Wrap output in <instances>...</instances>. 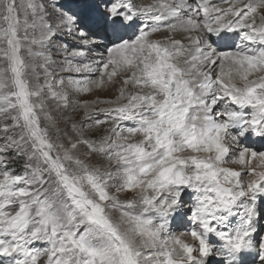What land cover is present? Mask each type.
<instances>
[{
	"label": "snow or ice",
	"instance_id": "snow-or-ice-1",
	"mask_svg": "<svg viewBox=\"0 0 264 264\" xmlns=\"http://www.w3.org/2000/svg\"><path fill=\"white\" fill-rule=\"evenodd\" d=\"M251 139L264 0H0V264H264Z\"/></svg>",
	"mask_w": 264,
	"mask_h": 264
},
{
	"label": "rangeland",
	"instance_id": "rangeland-1",
	"mask_svg": "<svg viewBox=\"0 0 264 264\" xmlns=\"http://www.w3.org/2000/svg\"><path fill=\"white\" fill-rule=\"evenodd\" d=\"M215 2H219V0H215ZM103 107H106L108 105H102ZM124 126H132L131 122H125ZM248 146L253 147L255 150L257 151H264V141L263 142H258L257 139H251L247 142ZM11 167L16 168L17 170H19V165L18 164H12ZM245 179H247V177H245ZM126 194H121V198H124ZM130 195V194H127ZM187 227V225H173V231L174 232H181L184 231L185 228ZM190 239V238H189Z\"/></svg>",
	"mask_w": 264,
	"mask_h": 264
},
{
	"label": "bare ground",
	"instance_id": "bare-ground-1",
	"mask_svg": "<svg viewBox=\"0 0 264 264\" xmlns=\"http://www.w3.org/2000/svg\"><path fill=\"white\" fill-rule=\"evenodd\" d=\"M142 2H144V3H148V2H150V0H142ZM107 107V106H106ZM258 140V142H263L264 140H261V139H257ZM189 239V238H188ZM189 242H191L190 241V239H189Z\"/></svg>",
	"mask_w": 264,
	"mask_h": 264
}]
</instances>
